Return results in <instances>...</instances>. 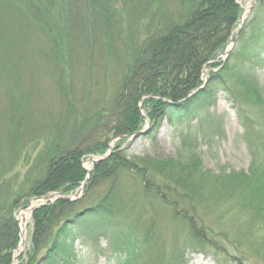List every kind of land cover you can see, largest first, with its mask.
Returning a JSON list of instances; mask_svg holds the SVG:
<instances>
[{
    "label": "trees",
    "instance_id": "16d2710c",
    "mask_svg": "<svg viewBox=\"0 0 264 264\" xmlns=\"http://www.w3.org/2000/svg\"><path fill=\"white\" fill-rule=\"evenodd\" d=\"M122 1L133 19L155 6V27L149 16L142 38L122 25L119 0H0V264L11 263L19 242L16 212L32 198L80 186L83 159L141 129L140 102L150 122L145 136L154 139L163 121L175 130L206 114L219 92L243 128L248 174L204 170L191 129L175 160L130 158L118 143L93 164L85 186L103 185L100 198L84 206L87 193L33 209L30 248L18 264H74L78 248L98 247L100 238L106 246L98 253H117L115 264H187V250L227 263L233 248L242 262L243 247L264 264V89L249 62L264 53V0H255L224 60L241 16L236 0ZM221 127L218 119L197 129L209 137ZM132 173L144 203L192 214L170 255L157 220L145 214L150 205L123 193V175Z\"/></svg>",
    "mask_w": 264,
    "mask_h": 264
},
{
    "label": "rangeland",
    "instance_id": "374dc122",
    "mask_svg": "<svg viewBox=\"0 0 264 264\" xmlns=\"http://www.w3.org/2000/svg\"><path fill=\"white\" fill-rule=\"evenodd\" d=\"M236 3L241 8V15L244 10V6H251L255 5V2L253 3V0H236ZM123 1L119 0V11L120 14H122L123 18L120 19L123 26L126 25H134L136 26L135 31H133L132 34L135 32H140L139 38L144 36V25L151 19H148L149 16L153 17V25L155 27V6L149 9L144 16H140L139 19H133L127 15L129 12L128 9H126L123 6ZM173 4V0H169V5L171 6ZM249 12L247 13L248 16ZM246 16V18H247ZM241 17V16H240ZM240 18L235 24V27L233 29V34L239 33V30L241 29L242 25H239ZM236 35V34H235ZM234 35V37H235ZM238 35V34H237ZM234 39V38H233ZM232 37L229 40L228 45H230V42L233 40ZM236 40V39H235ZM235 44V43H234ZM227 45V47H228ZM226 47V48H227ZM226 50V49H225ZM229 53V52H228ZM228 55V54H227ZM220 57L224 60L226 57L224 55V52L220 54ZM249 62L253 65V73L257 78V81L264 89V53H262L259 57L250 59ZM112 68H108L107 71H111ZM217 69V68H215ZM206 69L203 70V76H202V82L204 83L206 81ZM108 72V74H109ZM114 70L111 71V75L113 76ZM116 79V76H114ZM100 82L103 83L105 80V74L100 75ZM111 81V80H109ZM141 114L145 116L146 113L142 109L141 105ZM220 119L222 127L221 131L217 132L213 136H203V133L197 129L198 125H206L209 121H215ZM200 121V123L198 122ZM205 122V123H204ZM262 126L260 115L255 113L254 114V122H253V128L256 130H259ZM150 128V122L149 120L145 119V122L143 125H141V129H143L145 132H147ZM140 129V130H141ZM187 129H191L193 136L197 139V153L199 155L200 161H201V167L204 170L211 171L214 174H218L223 169L227 173L230 171H241L245 174L249 173V168L252 162V158L250 155V152L247 147V143L243 137V128L239 122V118L235 112V109L232 106V103L229 102L225 98V94L223 92H219L217 95V100L215 102V105L213 107H210L208 109V112L206 114H203L201 116L196 117L193 119L188 126L185 124L181 126L180 128H177L174 130L173 125L169 124L166 121H163L158 132L156 133L154 139H150L147 136H145V132L142 135H136V136H128L125 140L122 142H118L116 138L113 142V147L117 145L119 148H124V151L130 156V158H149L154 160H165V159H177L179 158L178 150L180 148V142H181V135H185L187 132ZM111 138V140H113ZM110 140V141H111ZM254 140V139H253ZM109 141V142H110ZM109 144V143H108ZM107 144V145H108ZM108 150V148H107ZM106 153V152H105ZM104 153V154H105ZM99 155H91L87 156L85 159H83L82 167L87 172L85 179L86 183L82 188L81 194L75 198V193L77 192V188L74 189V191L68 193L69 199H73L70 201H76V200H82L85 198V194L87 197L88 193V202L84 205H89V202H93L94 200H97L101 197V194L105 192L103 185L96 186L95 184H90L89 189L85 190V186L89 185V178H90V171L93 168V164L95 162H91L95 157ZM102 156V155H101ZM186 152L181 153V157H185ZM86 165H89V170L85 168ZM84 179V180H85ZM156 179V178H155ZM83 180V181H84ZM82 181V183H83ZM141 178L138 174H126L123 175L122 180V189L123 193L127 194L126 197L133 196L134 201H136L139 205L144 203V196L145 194L141 192H137L141 189L140 182ZM81 183V184H82ZM80 184V185H81ZM174 198V197H173ZM87 199V198H86ZM176 199L179 201L180 199L176 195ZM85 200V199H84ZM84 203V201H83ZM145 206L150 205V203H144ZM159 207H154L150 205L149 213L146 212V216H150L154 220L156 219L159 224L158 228L160 232H162L163 237H165L166 240V246H165V252L166 255H170L172 253L173 246L175 245L174 237L180 239V233L179 230L185 232L186 228H188L189 221L193 220L192 214L187 215L184 219L182 217H179L178 214L172 213L171 211H168L166 208L167 205H159ZM29 209L28 206L24 210ZM152 209V210H151ZM20 210L16 212V217L19 216ZM31 212H29V216L26 220V224L24 227L25 230V240L23 243V248L20 251V253L17 255L14 264H18L20 260L25 259L26 252L30 248V237L32 232V223H31ZM130 214V213H129ZM135 213L130 214L129 216L132 217ZM191 216V217H190ZM129 217V218H130ZM186 221V222H185ZM19 229V228H18ZM174 239V240H173ZM178 239V240H179ZM214 243L218 242L221 246L228 247V244L225 243L224 240L221 239H214L212 238ZM182 238L177 241L178 244H181ZM172 242V243H171ZM76 248H78V244L76 242L75 244ZM106 241L104 238H100L98 240V247H105ZM98 247L92 248V247H82L78 248L79 250V260L74 264H115L114 257L117 255V253L112 252V250H107L106 255H102L98 253ZM232 248V247H231ZM222 250V249H219ZM238 250L245 253V257L247 260L245 261H239L237 260L238 256H241V258H244L242 253L238 254L237 250L229 249L227 250V256H229V259H227V263L221 259L214 257V253H211L210 255H204L202 253H194L192 251H185V258L187 259V264H260L261 262L258 261V259L252 255L251 251H248L246 247L244 248H238ZM17 250L13 251V255L16 253ZM236 251V252H235ZM222 253V252H220ZM231 258V259H230ZM219 261V263L217 262ZM12 262V261H11ZM11 264V263H10Z\"/></svg>",
    "mask_w": 264,
    "mask_h": 264
},
{
    "label": "water",
    "instance_id": "95a60500",
    "mask_svg": "<svg viewBox=\"0 0 264 264\" xmlns=\"http://www.w3.org/2000/svg\"><path fill=\"white\" fill-rule=\"evenodd\" d=\"M254 2H255V0H253V3ZM250 7L251 6L248 7V11L250 10ZM244 19H245V17L242 18V16H241L240 23H239L240 26L242 25ZM237 32H236V35H235L234 39L230 42V45H228V47L226 48V50L224 52L225 57L227 56L228 52L234 46L235 39H236L237 34H238ZM141 105H142V103L140 102V107H141ZM145 119L147 121V118H145ZM144 132L145 131L143 129H141V130H139V131H137V132H135L133 134H130L129 136L142 135ZM123 137L124 136L117 137L116 140L121 139ZM113 142H114V139L109 142V144H108V150L106 151V153L104 155L95 157L91 162H97V161L103 160L104 158L108 157L110 155L111 151H112ZM86 180L87 179H85L83 181V183L81 184V186L78 188L77 192L75 193V198L74 199H76L81 194L82 188L85 185ZM58 198H65V199H68V200H73V199H69V196L68 195H63V194H59V193H53V194H50V195H46V196H42V197H36V198L31 199L30 202H29L28 208L30 209V211H32L36 207L44 204L45 202H47V201H53V200L58 199ZM20 211H23V209H21ZM16 219H17L18 224H19V242H20L21 229H20L19 217H16ZM19 242H18V245H19ZM13 263H14V256H12V262H11V264H13Z\"/></svg>",
    "mask_w": 264,
    "mask_h": 264
},
{
    "label": "bare ground",
    "instance_id": "6f19581e",
    "mask_svg": "<svg viewBox=\"0 0 264 264\" xmlns=\"http://www.w3.org/2000/svg\"><path fill=\"white\" fill-rule=\"evenodd\" d=\"M247 12H248V6H244V10L242 12V18H244L247 15ZM85 168L87 170H89V165H86ZM29 212H30V209L23 210V211L20 212V214L18 216L19 217V223H20V229H21V237H20V242H19L17 251L14 254V261H15L17 255L19 254V252L23 248V243H24V240H25V230H24V227H25V224H26V220H27V218L29 216Z\"/></svg>",
    "mask_w": 264,
    "mask_h": 264
}]
</instances>
